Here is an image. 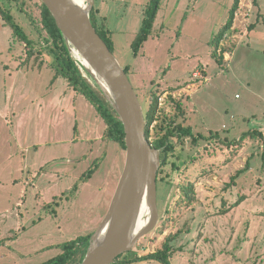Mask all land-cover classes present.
<instances>
[{
    "label": "rangeland",
    "instance_id": "1",
    "mask_svg": "<svg viewBox=\"0 0 264 264\" xmlns=\"http://www.w3.org/2000/svg\"><path fill=\"white\" fill-rule=\"evenodd\" d=\"M3 1L38 38L29 15L38 17V1L29 0L25 11L21 1ZM149 1L95 0L98 24L129 67L145 111L150 95H158L155 124L178 117L208 139L177 146L168 179L158 183L157 226L132 252H154L176 234L173 264H264V147L259 136L247 135L264 134V0H240L216 51L225 50L223 64L214 39L235 0H162L152 36L134 56ZM29 49L0 14V264H40L57 256L63 242L95 232L126 160V150L104 138L106 123L94 105L65 78L54 80V58L28 57ZM190 182L195 202L180 207L182 186Z\"/></svg>",
    "mask_w": 264,
    "mask_h": 264
},
{
    "label": "water",
    "instance_id": "2",
    "mask_svg": "<svg viewBox=\"0 0 264 264\" xmlns=\"http://www.w3.org/2000/svg\"><path fill=\"white\" fill-rule=\"evenodd\" d=\"M42 2L54 16L81 70V60L73 48L88 64L89 75L124 125L125 165L108 210L93 232L86 255L79 263L114 264L119 256L132 251L139 239L157 226L161 150L155 148L147 137L145 111L129 75L92 23L95 0H86L87 3L76 0ZM144 203L149 209V219L142 229L137 230Z\"/></svg>",
    "mask_w": 264,
    "mask_h": 264
},
{
    "label": "trees",
    "instance_id": "3",
    "mask_svg": "<svg viewBox=\"0 0 264 264\" xmlns=\"http://www.w3.org/2000/svg\"><path fill=\"white\" fill-rule=\"evenodd\" d=\"M11 3H18L19 7L25 11V7L29 0H8ZM35 5L39 8L38 17L30 12V18L36 27L38 33V38H34L26 32L21 23H19L11 12V8L7 6L6 2L0 0V14L2 18L6 20V24L13 30V36L16 40L25 42L29 46L28 57H32L34 53H39V55L50 54L54 60L52 62V67L55 70L54 80L59 77L65 78L69 85L77 92L85 96L96 108L98 114L103 118L106 123V130L104 138L110 141H115L119 143L126 150V134L124 130V125L120 120L118 114L111 106V104L106 100L105 96L100 90H97L93 85L87 80L83 75V72L78 65L77 61L71 54V51L66 43V40L56 24L55 18L52 15L49 8L46 6L42 0H36ZM162 0H150L146 6L144 19L140 30L138 31L136 37L132 42V49L134 56H138L145 42L152 36L153 27L161 6ZM14 3L12 5H14ZM257 4V0H254ZM240 0H235L234 4L230 10V15L227 23L220 29L218 35L214 39L216 45V50L214 56L220 64H223L225 50L222 49L221 55L217 54V49L220 48L221 41L224 36L231 30L236 12L239 9ZM36 14V13H35ZM91 20L94 27L97 29L99 35L105 40L110 49L114 52V42L110 36L109 30L103 26H99L97 19V8L93 7L91 11ZM218 56V57H217ZM127 74H130L129 67H124ZM139 95V94H138ZM150 103L145 111V117L147 122L146 133L150 142L155 148L161 150V166L158 173V183L159 180H167L169 176L170 158L175 154L178 145L183 144L185 139L190 138L193 145L199 144V142L204 139L207 140L208 137L202 133L195 134L194 129L191 126H186L184 123L178 120V117H167L161 118L160 122L155 124L157 121V109L159 106V97L154 92L150 95ZM177 109L183 112L181 102L175 100ZM155 129V130H154ZM153 130L156 132L154 133ZM253 136H259L263 141L264 147V134L259 131L247 132ZM213 135V134H212ZM153 137V138H152ZM264 157V150H263ZM173 167H176V163H172ZM98 168V162L95 163L86 173L81 177V182L88 181L96 169ZM235 180V177H233ZM79 189V184L74 186L73 191ZM195 202V187L193 182L185 184L181 189V197L177 204L180 207L191 205ZM165 230V224L159 228L160 232ZM93 233H89L83 236H78L69 241L60 244L61 252L40 264H79L85 257L87 249L90 244V239ZM176 237V234H170L162 242L160 248L154 252L136 253L128 252L122 254L118 257L117 261L122 259L124 264H137L140 261L154 260L160 264H173L172 254L174 252V246L172 241ZM0 244H5V240L0 238Z\"/></svg>",
    "mask_w": 264,
    "mask_h": 264
},
{
    "label": "bare ground",
    "instance_id": "4",
    "mask_svg": "<svg viewBox=\"0 0 264 264\" xmlns=\"http://www.w3.org/2000/svg\"><path fill=\"white\" fill-rule=\"evenodd\" d=\"M77 2H79V3H85V0H76ZM73 52H74V54L79 58V60H81L80 62V64H81V66L83 67V70L85 71V72H87L88 74H91L90 73V71L91 70H89V66H88V64L85 62V60L78 54V52H77V50L76 49H74L73 48ZM93 74V73H92ZM95 77H96V75L95 74H93ZM97 78V77H96ZM99 79V78H98ZM101 82V81H100ZM149 209H148V206H147V204L146 203H144L143 204V206H142V209H141V212H140V214H139V219H138V223H137V230H140V229H142L145 225H146V223L148 222V219H149Z\"/></svg>",
    "mask_w": 264,
    "mask_h": 264
}]
</instances>
